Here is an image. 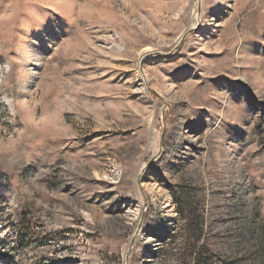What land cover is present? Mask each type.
<instances>
[{
  "label": "rangeland",
  "instance_id": "obj_1",
  "mask_svg": "<svg viewBox=\"0 0 264 264\" xmlns=\"http://www.w3.org/2000/svg\"><path fill=\"white\" fill-rule=\"evenodd\" d=\"M0 264H264V0H0Z\"/></svg>",
  "mask_w": 264,
  "mask_h": 264
},
{
  "label": "bare ground",
  "instance_id": "obj_2",
  "mask_svg": "<svg viewBox=\"0 0 264 264\" xmlns=\"http://www.w3.org/2000/svg\"><path fill=\"white\" fill-rule=\"evenodd\" d=\"M149 50H147V49H144V51H143V53H142V57H144V56H146V55H148L149 54Z\"/></svg>",
  "mask_w": 264,
  "mask_h": 264
},
{
  "label": "water",
  "instance_id": "obj_3",
  "mask_svg": "<svg viewBox=\"0 0 264 264\" xmlns=\"http://www.w3.org/2000/svg\"><path fill=\"white\" fill-rule=\"evenodd\" d=\"M184 36V35H183ZM181 39V38H180Z\"/></svg>",
  "mask_w": 264,
  "mask_h": 264
}]
</instances>
